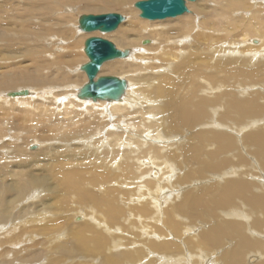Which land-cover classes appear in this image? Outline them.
Instances as JSON below:
<instances>
[{"label":"bare ground","instance_id":"1","mask_svg":"<svg viewBox=\"0 0 264 264\" xmlns=\"http://www.w3.org/2000/svg\"><path fill=\"white\" fill-rule=\"evenodd\" d=\"M38 1L40 2V0ZM44 1L45 5L48 6L50 0ZM136 1L119 0L117 2V5L127 7V12L130 15L128 17L132 21V30L130 33L118 31L111 35L118 39V42H115L116 48L118 47V50L122 49L120 50L122 52L129 51V56L125 59L105 63L96 78L97 80L102 76H106V74H103V69H107L108 73L124 79L127 88L120 100L94 102L79 98L78 95L83 88L80 79H83L85 75L87 77L86 72L82 71L81 67L90 61L85 53L87 39L79 41V44L82 43L88 61L82 66L77 65L75 67L76 56L71 51H65L62 38L57 37L54 29L52 30L54 25L63 24L62 27H64L73 22L72 14L64 13L55 19L54 15L48 14L49 7H43L39 8L43 14L41 16L38 13V16H40V20H38L42 23H45L46 20H57V22L49 23L47 30L45 28L37 30L36 37L40 40L45 38V42L50 43H47L48 46L45 47L43 52L46 58L50 57L55 62L47 63L42 65L39 70H35L37 75L39 73L38 79L41 80L40 82H33L36 78H25L17 81L7 78H2L1 81L0 79V90L2 88L9 89L6 93V90L3 93L0 91V115L8 114L7 104H16L18 108L21 107L24 110V123L27 119L30 122L36 121L41 126L49 123L46 125L47 130L52 132V135L60 136L61 141L64 140L67 143L86 142L87 138L100 139L102 137L100 132L105 131L104 128L98 131L100 126L108 124L114 126L112 131L107 137L95 141L96 144L102 145L104 142L106 144L109 140L110 147L128 143L130 140L136 139L133 135L138 134L133 129L135 127L138 128L137 131L140 134L144 133V136L136 140L137 148L134 149L133 147L130 150H125L122 155L120 150L111 151L110 149V151L104 150L105 153L102 154L89 153L88 151L85 153V151L79 149L80 145L74 144L71 148L73 147L76 153L77 151H83L75 156L77 159L74 166H76L70 169L65 167L66 171L63 167H59L57 169L59 171L54 175L59 193L65 194L67 197L79 195L77 200L81 203L86 202L89 197L93 196V194L86 195L83 190L94 189L103 191L105 195L107 194L106 199L105 196L96 199L104 205V209L103 216L100 217L102 222L95 221L96 225L102 227L107 233L98 231L92 225L85 226V229H79L74 236L79 249L78 252H81L76 255H79L82 264H87L85 259L88 258L104 260L107 257L112 259H105L107 262L101 264H146L153 257L151 264L153 262L154 264H172V255L176 250H178L179 255L175 258L173 264H188V260L192 258L189 259L186 252L190 249L200 251L199 254H190L191 256L202 257L201 261L196 259L193 264L195 262L201 264L204 259L206 260V257H210V252H216L219 249L223 250L219 253V257H215L217 258L215 260L207 258V264H249V261L253 258L257 260L255 264H264V185L259 184L264 183V178L251 174V166L254 162L256 168L260 170L259 172L264 175V128L258 127L257 132L246 135L247 143L256 146L255 157L249 158L253 161L250 162L249 172L247 171L248 161L246 155L244 156L237 151L239 149L238 141L241 142V140L229 132L230 129H233L229 126L232 124L241 126L246 124L247 121H251L253 124L264 121V104L261 102L264 93L252 91L251 93L248 92L250 93L248 96L244 95L248 90L251 91L255 89L254 87L264 85V62L261 63V67L258 66V69L257 67L250 68L252 57H256L258 53H264V11H262L264 0H186L188 7L197 11L192 14L189 11L188 15L181 16L176 21L165 19L162 22L148 21L141 18V11L135 7ZM205 4L208 6L204 8V12H201L200 6H205ZM38 6H34V10ZM69 7L70 5H61L58 9H68ZM249 9L252 10L249 11L250 15L248 16L246 14ZM34 10H30V14ZM235 13H241L242 17L233 16L236 15ZM82 16H80L79 26H77V29L79 27L81 32H83L80 29ZM30 17L32 16L30 15ZM119 26L109 33L99 31L83 33L91 34L85 35L86 38H103L104 34L115 32ZM98 34L103 35L99 36ZM107 36L109 37V35ZM255 38H258L259 42H254ZM147 39L153 42L157 41L158 43H155L163 49L159 53L161 59L168 62L176 61L174 66L169 68V72L155 75L153 74V72L156 73L155 70L148 72L146 68L148 65L144 67L140 63H136V60L140 58L139 56H142L146 51L143 46L140 49L137 48L142 41ZM114 41L116 40L114 39ZM257 43L258 45H253ZM226 46L228 48L232 47L233 51L228 50L223 53ZM146 48H150V46H146ZM54 51L65 53L60 56ZM226 55L231 57H226ZM262 56L263 54L260 57ZM221 57L226 60L222 61ZM262 60L264 61V59ZM52 67L63 68L58 72L60 74L58 78L51 77ZM73 68L74 70L71 73L64 70H72ZM105 72L107 71L105 70ZM76 77H79V79ZM174 79H177L178 83ZM21 84L22 88L17 89L18 91L13 90L14 87ZM153 84H155L154 88L149 91L147 87L153 86ZM203 84L204 89L201 90ZM11 88H13V91L10 90ZM24 90L27 92L21 93L19 96H12L14 93H20ZM156 96L163 97L165 99L164 104L158 102V106H154L155 101L152 102V98ZM135 105H137V109H140L137 110ZM81 107H84V110L81 111ZM9 114L6 116H10ZM18 114L19 112L17 116ZM152 114L159 115V117L157 121L152 120V123L149 124L148 121L151 119ZM108 116L111 120H114L115 117L118 118L115 120L117 124L114 125L115 122H112V124L110 120V122L108 119L106 120ZM203 120H207V123H203ZM131 129L132 131H130ZM195 129L197 130L194 131ZM150 130L152 134H150ZM4 131L5 129L0 127V140L7 134ZM182 133L186 137L181 140L182 142L169 144L173 134L181 135ZM150 136L155 141L150 138V141L145 142V139ZM50 137L51 135H46L44 138L40 136L39 140L33 137L32 141L45 143L50 141ZM126 137L129 141L125 140ZM83 146H86V144ZM207 148L213 150V152L205 153ZM58 153L60 154V151ZM32 154L35 153L32 152ZM21 155H23L22 151L20 152ZM112 156L114 158L108 160ZM121 156L124 158L121 159ZM80 159H83V161L79 162ZM234 162L237 166L241 165L243 168L241 170L235 168ZM119 165L122 167L121 176L123 181L128 184L131 181L130 183L135 184L140 180L138 189L140 192L147 193L150 201L139 203V200L135 201L136 204L126 206L127 191H121L117 187L109 188L107 179L112 184H116V181L108 171ZM25 168L28 169L26 165ZM40 168L42 169V167ZM89 168H95V170L90 172L88 171ZM181 168L185 171L189 168L192 169L188 173L186 171L185 176L179 177L178 171ZM7 172L10 173L9 177L3 174ZM17 173V170L2 169L0 175L2 178L7 179V183L3 179L0 180V187H3L0 191L5 196H18L19 188L24 189L22 192L28 188L26 179L25 181L22 179L24 177L23 173H20L23 175L21 179L17 177L19 174ZM174 173L176 177H174ZM191 174L196 176L195 182L199 181L198 183L193 182V185L198 187L196 193L183 194L180 204L167 205L168 208L163 207V210L158 209V203L163 198L160 195L170 190L177 180L182 183H192L193 176ZM36 175L40 176L37 173ZM50 175L48 176L50 177ZM16 177L18 180L15 179ZM30 177L33 179V174ZM27 178L29 179L28 176ZM9 182H13L14 185L8 184ZM36 183L35 180L34 183L32 181L33 186ZM44 183L46 185V181ZM15 185L19 186L14 188ZM44 188H47V186ZM14 192H18L17 195ZM37 192V188L30 190L26 194L28 197L25 200L35 197ZM117 194H119V197ZM37 195L39 196V194ZM0 203L2 204L1 200ZM3 204L5 205V202ZM12 204L7 207L11 208ZM32 205L39 207V203H33ZM178 209L182 213H196L194 223L197 222L195 224L187 223L186 220L189 215L186 218L181 217ZM16 210H19V212H16ZM16 210V214L14 213L12 219H0L1 227L12 221L10 227H6L8 230L4 229L3 235L5 237L3 236L4 238L0 242V254H4L0 257V264H34L39 260H46L41 253L31 255L30 249L23 252V255L17 257L12 255L11 252L19 253L23 249V247L19 250L13 248L17 245L15 237L18 230L27 229L31 235L42 234L47 230L42 228L41 225L35 224L36 219H38L37 222L43 220H39L41 219L40 216H43L41 210L36 211L35 220L31 215L28 217L25 215L26 221L22 219L20 222L17 220L24 212L21 209L16 208ZM138 212L140 213L138 226H142L144 232L143 235L137 237L138 242L133 243L130 236L124 234V228L130 229L131 223L137 222L138 219H135V214ZM147 216L151 225L142 223L144 221L143 217ZM83 222L84 220L81 222L83 225L90 224L89 222ZM158 222H162L161 225H158ZM193 225L197 227L208 225L209 227L207 230H201L196 237H188L192 243L190 245L174 243L177 236L183 234L185 230L188 234L192 232ZM144 226L147 228H144ZM119 239L124 240V243ZM228 244L229 247H227ZM3 247L9 251L6 252L2 249ZM120 247L129 249V253L121 252L117 256H112L111 250ZM208 251L210 252L207 253ZM67 252H70L69 257L71 258L69 262H66L68 264L71 263L75 255L74 250L69 248H67ZM201 253L204 258L203 255H200ZM256 254L261 255V258ZM9 256H12L11 259H9Z\"/></svg>","mask_w":264,"mask_h":264},{"label":"rangeland","instance_id":"2","mask_svg":"<svg viewBox=\"0 0 264 264\" xmlns=\"http://www.w3.org/2000/svg\"><path fill=\"white\" fill-rule=\"evenodd\" d=\"M118 1L119 0H50L48 6H46L44 3L45 2L44 0H40V2L38 0H0V79H1V81H2V78H7L9 80L11 79L13 81L22 80L25 78H36L35 80H33V82H40L41 80L38 79L39 73L37 75L35 70H39L42 65L55 62L54 59H50V57L49 58L45 57L43 51H44L45 47L48 46L47 45L48 42H45V40H44L45 38L40 40V38L36 37V34H38L36 32H38L37 30L44 29V28L47 30L49 23H52V22L55 23V22H57V20H52V21L46 20L45 23H42L41 21H39L40 16H38V13H39V15L42 16L43 12L39 8L49 7L50 11L48 12V14L54 15L55 19H57V17L59 15H62L64 13L72 14L71 18L74 19V20H72L73 22H70L68 25H66L64 27H62L63 24H59L56 26L54 25L52 30L54 29L55 35L57 37L62 38V44L66 49L65 51H71V52H73L74 56H76L77 62L75 63V67H77V65L82 66L83 64H85L88 61V58L84 54L83 45H82V43L79 44V41H84L85 39L89 38V37L86 38L85 35H91V34H86V33L81 32L79 30V27L77 29V26H79L78 20H79L80 16L90 15V14H107V13H119L122 16H124L125 21L119 26V28L115 32H112L110 34H104V35L100 34V35H103V38L113 42L114 44H115V42H118V39L115 38L114 36H111V35H113L114 33L118 32V31H121V33H125V32L130 33L131 32L132 21H131V19H129L130 15L127 12V7L117 5ZM139 1H141V0H137L136 2H139ZM61 5L62 6L63 5L64 6L70 5L71 8L69 7L68 9H60V8L58 9V7H61ZM208 5L210 6L209 2H208ZM208 5L205 4V6H200L201 7L200 11L204 12L203 11L204 8L207 7ZM34 6H38L37 8H35L36 10H34ZM187 7H188V4H187ZM62 8H66V7H62ZM209 8H211V7H209ZM188 9H189L191 14L194 11H197V10H194V8L188 7ZM30 10H34L32 12L33 15L30 14L31 13ZM251 10L250 9L247 10L246 15L249 16L250 15L249 11H251ZM262 11H264V6H262ZM235 14L236 15H233V16H236V17L240 16V18L242 17L241 13H235ZM30 15L32 17H30ZM184 15H188V14L186 13ZM184 15H182V16H184ZM244 16H245V14H244ZM179 17H181V16H179ZM179 17L168 18L166 20L174 19L176 21V19ZM144 20H146V19H144ZM148 21H150V20H148ZM154 21L162 22L165 20H154ZM46 33L51 34L50 32H46ZM107 35H109V37ZM45 37H46V35H45ZM114 39L116 41H114ZM255 41L259 42V39L255 38L254 42ZM155 42L158 43L157 41H155ZM155 42H153L150 39H147V40H144L140 43V45L138 46L137 49H140L143 46V47H145L146 51L144 52V54L142 56H139L140 58H139V60H136V63H138V64L140 63L144 67H145V65H148V67H146L148 72L149 71L153 72V70H155L156 73L153 72V74H155V75H158L159 73L165 74V73L169 72V68L173 67L174 64L176 63V61L168 62V61L161 59V56H159V53L161 51H163V49H161L159 47V45L156 44ZM48 44H50V43H48ZM253 45H258V43L253 44ZM146 46H150V48H146ZM155 46H157V47H155ZM6 47H7V49H6ZM120 50H122V49H120ZM228 50L233 51V48L232 47L228 48L226 46V49L223 53H226V51H228ZM54 52H56L57 55H60V56H62L65 53V52H61L62 53L61 54L57 51H54ZM54 52H52V53H54ZM262 54L264 56V53H258V55L256 57H254V56L252 57V59L250 60L251 61L250 62V68L254 69L257 67V69H258L259 65L261 67V63L264 62L262 60V59H264V57L263 56L260 57ZM227 56L228 55H226V57ZM235 56H239V55H235ZM228 57H231V56H228ZM260 58H261V61H260ZM225 60H226L225 58H222V61H225ZM208 61H210V60H208ZM255 61H257V62H255ZM58 68L59 69L52 67L51 77L58 78L60 76V74H58V72L61 71V69H63V68H61V67H58ZM74 68L72 70H69V69L68 70L64 69V70L69 71L71 73L74 70ZM105 70L107 72H105ZM103 71L105 72V73L103 72V74L104 75L106 74V76L111 75V76L117 77V75H115V74L108 73L107 69H103ZM78 75H80V73H78ZM76 78L79 79V77H76ZM174 80L178 83L177 79H174ZM87 81L88 80H87V77L85 75V77L83 79H80V82L82 84L81 86H84L87 83ZM52 84L55 85L54 82H52ZM81 86H80V88H81ZM154 86H155V84H153V86L147 87V89L149 91H151L154 88ZM20 88H22V84L17 86V87H14V89L11 88L10 90L13 91V90H17ZM254 88L255 89H253L251 91L246 90L247 92L244 95L248 96L252 91L253 92H259L262 94L264 93V85H260L258 87H254ZM256 88H257V90H256ZM203 89H204V84H203V86H201V90H203ZM0 91L2 93L5 91V93H6L7 91H9V89L7 90V89L2 88ZM243 92H244V90H243ZM248 92H250V93H248ZM154 101H155L154 106L157 107L158 106L157 103L159 102L161 104H164L165 99L163 97L159 98L156 96L155 98H152V102H154ZM261 102L264 104V98ZM0 104H1V101H0ZM135 106L137 109V105H135ZM6 107L8 109V114L10 113L9 114L10 116H6L8 114H6L4 116L0 115V127L5 129L4 133H7L5 135V137H3V139L0 140V174L2 173V169H6L8 171H16L17 170L19 173V174L17 173L18 174L17 177L21 179V177L24 175L25 178L22 177V179H23V181H25V179H26V182H27L26 184H27L28 188L25 189L24 192H22L24 189L18 187L20 189L18 191L19 192L18 196H15V195L5 196V194H3L0 191L1 192L0 200L2 202V204L0 203V206H2L0 208V212H1L0 219H7V218L12 219V217L15 213V210L17 208V209L23 210V212H24V214L22 216H20L19 220H17V221L20 222L22 219H24L23 221H26L27 218L25 217V215L27 217L29 215H31L33 220H35L34 217L37 216L36 213L41 210L43 216H40L41 219H39V220H42V219L43 220L41 222H37L38 219H36L35 224L38 226L41 225L42 228L47 229L42 234L37 233L34 235H31L30 231L27 229H23V231L18 230L16 233V237H15V241H16L17 245H15L13 248H17L19 250L20 248L23 247L24 251L22 249V252H19V253L18 252H11V253L14 257H17L18 255H23L22 254L23 252H27L30 249L31 255L41 253L43 255V258H46V260L45 259L43 261L39 260V261L35 262L34 264H65L66 262H69V260L71 259L69 257L70 252H67V248H69L71 250H74L75 257L72 259L71 263H68V264H82L81 259L79 258V255H76V254H80L81 252H78L79 249H78V246L76 245V240H75L74 236L78 233L79 229H85V226H92V225L95 226L98 229V231L107 233L102 227L96 225V223H95V221L102 222L100 220V217L103 216V209H104V205L100 204L99 201H96V199L103 198L104 196L106 199L107 194L105 195L104 192L100 191V190H94V189L93 190L91 189L89 191L83 190L86 193V195L93 194V196L91 198L89 197V199L86 202L81 203L77 200L79 195L67 197L65 194L62 195L59 193V189L56 187L54 175H56L57 172L59 171V170H57L59 167H63V169L65 171H66V168L67 169L73 168V166L75 164L74 162L77 159V157L75 158L76 154H79L83 151H85V153L88 151L89 153L95 152V153L102 154V153H105L104 150H109V149L111 151L112 150L113 151L120 150L121 155H122L125 150H130L133 147H134V149H136L137 148V145H136L137 141L136 140L140 139L142 136H144V133L140 134V132L137 131L138 128L135 127L133 129H135V133H138V134H133V135H134V138H136V139L129 141V139L126 137L125 140L129 141L128 143L119 144L120 146L117 145L115 147H110V145L108 144L110 141L109 140L106 144L104 142L105 145L102 144L103 145L102 146L101 144H99L100 145L99 146L98 144L95 143V141H98V140H101V138L103 139V138L107 137V135L110 133V131H112V129L114 127V126H111L108 124L106 126H100L98 131H101L102 128H104V130H105V131H102L103 133L100 132V134L102 135V137L100 139H91V138L86 139V138H84V139H86L85 140L86 142L80 141V142L67 143L64 140L62 142L61 141L62 139L60 138V136H58L56 134L52 135V132H49L47 130L48 127L46 125H48L49 123L41 126V124H39L38 122H37L38 124L36 123V121L30 122L28 119L26 120V123H24L25 113L21 107L18 108V106L16 104H13V103L7 104ZM80 109L82 111V110H84V107H81ZM139 109L140 108H138L137 110H139ZM11 110H12V112H10ZM16 111H18L20 115L18 114V116H17L18 112H16ZM12 114L13 115L15 114L16 116H13ZM19 116L20 117L22 116L21 119ZM158 117H159V115H156V114L153 115L152 114L151 119L148 121L149 124L152 123V120L157 121ZM107 119H108V121L110 120L111 123L115 122L114 125L117 124V121H115V120H117L118 118L115 117L114 120L113 119L111 120V118L109 119V116H108L106 118V120ZM203 123H207V120H203ZM33 124H34V126H33ZM31 126H33V127H31ZM108 126H110V127H108ZM229 126L233 127V129H230L229 132L233 133L235 136L239 137L241 142L243 143V145L241 146V142L238 141L239 149L237 151H238V153L243 154L244 156L246 155L245 157H246V160L248 161L247 171L249 172L250 162L251 163L253 162V161L249 160V158L250 157L252 158V156L255 157L256 146L253 144L247 143L246 135L249 133H252V132H257L258 127L264 128V121H259L256 124H253L251 121H247L246 124H243L241 126H238L237 124L236 125L232 124ZM109 128H110V130H109ZM196 130L197 129H195L194 131H196ZM130 131H132V129ZM104 132H106V133H104ZM133 133H134V131H133ZM192 133H195V132H192ZM150 134H152L151 130H150ZM46 135L47 136L51 135L49 142L44 143L41 141L39 143V142L34 141L35 142L34 143L32 141L33 137H36L39 140L40 136L44 138V137H46ZM56 136L58 137V139ZM55 137H56V139L54 140ZM184 137H185L184 133H182L181 135L173 134L171 136L172 142L170 141L169 144L182 142L181 140ZM146 138H148V137H146ZM150 138H152V137L150 136L148 139H145V142L150 141ZM44 140H46V139H44ZM106 140H107V138H106ZM152 140L155 141L154 138H152ZM67 144H69V145H67ZM74 144L80 145L81 147L79 149L83 150V151H77V153H76V150L73 147L71 148V146H73ZM85 144H86V146H83ZM159 145H161V143H159ZM98 147L101 148L100 151H99ZM218 148H219V150L221 149L220 145L218 146ZM42 149H44V150L42 151ZM94 149H95V151H94ZM18 150H20V151L18 152ZM206 150L207 151L205 153L213 152V150H209V148H207ZM21 151H22L23 155L20 156ZM44 151H45V153H44ZM59 151H60V154L58 153ZM72 151H74V152H72ZM32 152H34L35 154H32ZM29 153H31V154H29ZM17 154H19V155H17ZM45 156L47 157L46 159H45ZM50 156H51V158H50ZM54 156H55V158H53ZM58 157H61V158L59 159ZM113 158L114 157L112 156L108 160H111ZM123 158L124 157L121 156V159H123ZM55 159H56V161H55ZM118 159H119V157H118ZM237 160H238V158H237ZM80 161H83V159H80L79 162ZM84 161L86 162V160H84ZM117 161H119V160H117ZM47 164H49V165H47ZM252 164L251 165L253 167L251 166V169H252L251 174L259 175L263 179L264 178L263 173L259 172L260 170L256 168V164L254 162ZM25 165H26V167H28V169L25 168ZM41 165H43V166H41ZM51 166H53V167H51ZM234 166H235V168H237L239 170H241L243 168L241 165L237 166L235 162H234ZM40 167H42V169ZM50 168H52V169L56 168V169L55 170L53 169L54 170L53 171L52 169L50 170ZM121 168H122L121 165H119L118 167L117 166L112 167L111 170L108 171L111 173V176L116 181V184H112L111 181H109L107 179V183L109 185V188L117 187L121 191H127L126 197H125V200H126L125 205L126 206L128 204H132V205L136 204V202L139 200H140L139 203H144L146 201H150V199L148 198L149 197L148 194L145 192L144 193L140 192V190L138 189V187L140 185V184H138L140 182L139 179H138L139 182L135 183V184L130 183L131 181L129 182V184L127 182L125 183L123 181V178L121 176ZM191 169L192 168H189L188 170L186 169L187 173ZM26 170H27V172H26ZM28 170H30V171H28ZM93 170H95V168H89L88 169V171H90V172ZM46 171H47V173H46ZM55 171H56V173H55ZM186 171H185V169L181 168L178 171L179 177L185 176ZM20 173H23V175ZM36 173L40 174V176L36 175ZM52 173H54V174H52ZM3 174L7 175L8 177L10 175L9 172L3 173ZM29 174H31V175L33 174V179L35 180V182H37L34 186L32 185V181L34 183V180L32 179V177H30L31 175L29 176ZM48 175H50V177ZM173 175H174V177H176L175 173ZM191 175L193 176L192 177L193 178L192 183H182V182H179L177 180L174 182V185L170 190H167V192L160 195L163 198L158 203L159 204L158 209H162L163 207L168 208L167 205L180 204L183 194H187L189 192L196 193V190L198 189V187L194 186L193 184L198 183L199 181L195 182L196 176H194L193 174H191ZM27 176L29 177V179L31 178L32 180L31 179L29 180L27 178ZM51 176L53 177L54 180L52 179ZM17 177L15 178L16 180H18ZM1 179H3V181L7 183V179L2 178L0 175V180ZM38 179L39 180L41 179V181H39ZM10 180H13V179H10ZM44 180L46 181V185H44L45 184ZM136 181H137V179H136ZM18 183H19V181H18ZM47 183H49V184H47ZM175 183H176V185H175ZM8 184L14 185L13 182H9ZM30 184H31V186H30ZM259 184L264 185V183H259ZM16 186H19V185H15L14 188H16ZM46 186H47V188H44ZM1 188L3 189V187H0V189ZM35 188H37V190H38L37 194H39V196L36 194L35 197H32V198L25 200V198L28 197L26 194L30 190H32V189L34 190ZM17 189H15V190H17ZM18 192H14V193H16V195H17ZM123 194H125V193H123ZM117 196L119 197V194H117ZM39 200H40V202H39ZM3 202H5V205L3 204ZM36 202L39 203L38 208L35 207L36 205H32L33 203L37 204ZM10 204H12L13 207L11 206V208H8V207H10ZM20 205L22 208L20 207ZM29 210H30V212H29ZM16 212H19V210H16ZM191 212H193V211H191ZM32 213H33V215H32ZM178 213L180 214L181 217H184V218H186L189 215V218L186 220L187 223L195 224L197 222L196 221L194 223L195 216H197L196 213H190V212H189L190 214L186 213V212L182 213V212H179V209H178ZM79 214H81L82 216ZM139 214H140L139 212L137 214H135V219L136 220L138 219V220L136 223H131L130 229L124 228V234L125 235L127 234L128 236H130V239L133 243H137L138 242L137 237L143 235V232H144L142 230V226H138V223L140 221ZM76 215H78V216H76ZM133 217H134V215H133ZM143 218H144V221L142 223L144 225L150 224L148 219H147L148 216L143 217ZM83 220H84L83 223L89 222L90 224L89 225H83L81 223ZM123 220H127V219H123ZM11 222L12 221H10L8 223L9 225L7 224L8 226L7 225H4L2 227L0 226L1 227L0 230L2 229L0 231V235H1L0 242L5 237V235H3L4 231H5L4 229H6V227L9 228L11 225L10 224ZM92 222H93V224H91ZM158 223H159L158 225H161L162 222H158ZM193 226H194V228H193V230H191L192 232H189V234H188V233H186V230H185L183 232V234H180L179 236H177L176 242H174V241L173 242L177 243L178 245H180L181 243H183L185 245H190L192 243L189 241L188 237H191V236L196 237V235L198 233H200L201 230H207V228L209 227L208 225L201 226V227H197L196 225H193ZM144 228H147V227L144 226ZM6 230H8V229H6ZM144 237H146V236H144ZM258 240H260V238H258ZM120 241H122V240H120ZM122 242L124 243V240ZM227 247H229V244ZM4 248L5 247H3L2 249L5 250L6 252L9 251V250L4 249ZM221 250L222 249L217 250L218 251V252L216 251L217 253L208 251L207 253L210 252L209 253L210 257H206V260L204 259V262H202L201 264H207V258H213L214 260L217 259L219 257V253L221 252ZM0 251H1V248H0ZM38 251H40V252H38ZM177 251L178 250L174 251V253L172 255V260H171L172 264L174 263L175 258L179 255V253ZM121 252L122 253H129V249L121 248V247L120 248H113L111 250V253H112L111 255L117 256ZM187 253H188V258L189 259L192 258L191 260H188V264H193V261L196 259L197 260L200 259V261H201L202 257L198 258V256L194 257V256L190 255V254H193V255L199 254L200 251L197 252L195 250L190 249V251H187L186 254ZM200 255H203V254L201 253ZM256 255H258V254H256ZM2 256H4V254H0V257H2ZM258 256H259V258H261V255H258ZM11 257L12 256H9V259H11ZM215 257H217V258H215ZM153 258L151 259V261L153 260ZM203 258H204V255H203ZM105 259H112V258L107 257ZM105 259L104 260H93L92 258L91 259L88 258L85 260H86L87 264H101L103 262L104 263L107 262V261H105ZM145 261H147V260H145ZM151 261L149 263H146V264H151ZM186 261L187 260L185 259V262ZM190 261H192V262H190ZM255 261H257L256 258H253L252 260L249 261V264H255L256 263ZM217 262H218V260H217ZM17 264H19V263H17ZM153 264H154V262H153ZM194 264H196V262Z\"/></svg>","mask_w":264,"mask_h":264},{"label":"water","instance_id":"3","mask_svg":"<svg viewBox=\"0 0 264 264\" xmlns=\"http://www.w3.org/2000/svg\"><path fill=\"white\" fill-rule=\"evenodd\" d=\"M135 7L141 11V18L152 21L176 18L189 12L186 0H141L135 4ZM123 21L124 17L119 13L84 15L80 19V29L87 33L96 31L109 33ZM85 53L90 61L81 69L86 72L88 82L80 90L79 98L94 102L120 100L127 88L124 79L111 75L102 76L97 80L96 78L105 63L125 59L130 52L118 50L115 44L107 39L91 37L85 42ZM26 92L24 90L20 93H14L12 96H19Z\"/></svg>","mask_w":264,"mask_h":264}]
</instances>
